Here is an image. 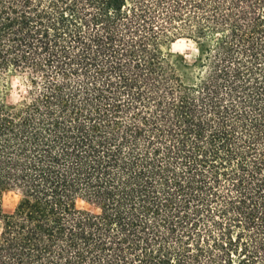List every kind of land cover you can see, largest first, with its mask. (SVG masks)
I'll use <instances>...</instances> for the list:
<instances>
[{
	"label": "trees",
	"instance_id": "obj_1",
	"mask_svg": "<svg viewBox=\"0 0 264 264\" xmlns=\"http://www.w3.org/2000/svg\"><path fill=\"white\" fill-rule=\"evenodd\" d=\"M12 76L0 264H264V0H0Z\"/></svg>",
	"mask_w": 264,
	"mask_h": 264
},
{
	"label": "rangeland",
	"instance_id": "obj_2",
	"mask_svg": "<svg viewBox=\"0 0 264 264\" xmlns=\"http://www.w3.org/2000/svg\"><path fill=\"white\" fill-rule=\"evenodd\" d=\"M173 49L183 53L188 61H193L198 51L196 45L193 42L187 41L185 39L176 42L173 45ZM0 87H5L4 90L7 91V99L12 103L19 101L25 93V86L18 76L10 77L4 82V85L2 84ZM22 196L23 194L19 189L7 191L4 195L3 201L4 211L6 213L14 212ZM79 205L80 207L88 208L94 211L98 210L97 205H90L85 201H79ZM1 226L2 223L0 222V230Z\"/></svg>",
	"mask_w": 264,
	"mask_h": 264
}]
</instances>
